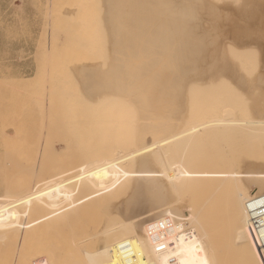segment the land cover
<instances>
[{
  "label": "bare ground",
  "instance_id": "6f19581e",
  "mask_svg": "<svg viewBox=\"0 0 264 264\" xmlns=\"http://www.w3.org/2000/svg\"><path fill=\"white\" fill-rule=\"evenodd\" d=\"M102 1L104 7L100 8L105 10L103 22L108 34L104 35L109 36L106 43H109L107 46L113 61L109 58L112 62L107 64L106 70L103 69L106 65L102 64L105 66L102 68L96 65L99 60L94 62L102 73L106 72V75L101 73L99 76L92 69H87L89 65L93 67V63L87 67L84 63L85 68L82 67L81 72L85 73V81L79 82L81 86L74 82L82 87L80 90L83 92L76 86V90H72L78 89L79 95L84 94L86 102L97 101L93 102L94 105L99 102L100 106L105 105L102 100L108 98V102L104 101L108 105L104 107L107 106V111L112 110L113 114L115 107L123 104L121 120L124 124L120 120L113 124L118 128L122 125L124 141L113 143L119 138L118 133L117 137L115 135L118 129L113 127V118L108 121V117L105 119L107 124H112L113 128L109 130L111 133L114 131V140L112 137V143L98 147L95 152L90 151L81 161L76 159L65 166L53 167L46 166L44 158L33 160L25 151L22 154L18 150L7 151L3 165L8 170L0 169V248L5 247L6 259L18 254L15 264H264V250H261L252 228L254 216L264 208V108L260 103L245 98L259 92L257 89L254 93L249 92L252 83H248L250 89L247 88L245 97L242 92L244 99H236L242 91L239 85H246L251 76L255 77L256 68L250 74L251 70L244 73L249 75L248 80L244 79L241 75L244 70H239L242 64L238 60L240 57L237 59L235 54L243 57V49L258 41L254 40L252 44L249 39L253 36V26L264 23L263 10L254 8L247 12L244 8L242 16L246 23L241 19L243 24L238 25L234 21L239 19L233 17L232 20L226 15V10L221 9V4L218 8L208 0ZM97 2L94 5L99 7ZM100 13L96 14L99 18H95L100 20L103 14ZM209 18L215 22L214 28ZM208 21L211 22L207 24ZM210 24L212 28H209ZM227 30L238 40L237 45L233 44L235 48L228 44L235 40L232 36L234 40L230 38L226 46L225 42L221 43L220 37ZM221 45L224 51L228 50L229 57H224L231 58L230 62L236 57L234 62L240 63L239 69L236 63V68L231 67L233 64L229 66V60L222 58L221 54H227V50H221ZM254 45L250 46L252 49L249 47L253 51L248 53L253 59L259 53H256L258 45ZM230 47L237 52L229 53ZM100 49L96 51L99 52L98 57ZM245 55L248 56L247 53ZM259 60L253 61L256 62L253 67L259 65ZM45 64L47 69L49 64ZM73 65L70 67L77 64ZM228 72L233 73V81L235 79L239 83L240 92L235 98L232 94L237 87L229 90L232 79L224 80ZM260 79L263 81L262 77ZM223 80L227 84L224 87L223 83H218ZM258 81L260 83H256L263 85L264 90V84ZM233 83L237 85L235 81ZM217 90L227 91L226 95H221L226 97L228 93L227 98L218 99ZM229 91L234 92L231 94ZM34 94L36 91L32 96ZM43 107L50 118L54 116L56 125H66L70 134L73 130H79V134L89 133L87 129L94 123L93 117L97 118L88 116L89 112L77 110L73 101L53 99ZM111 113L107 114L110 116ZM2 125L4 123H0L1 128ZM97 126L99 124L94 128ZM97 129L103 131L102 127ZM12 134L17 135V129L8 128L4 140L12 138L9 136ZM66 144L67 140L62 146ZM256 145L262 150L258 156L252 154V147ZM39 149L40 146L38 152ZM27 243L41 245L33 258L22 253ZM3 261L4 256H1L0 264Z\"/></svg>",
  "mask_w": 264,
  "mask_h": 264
},
{
  "label": "rangeland",
  "instance_id": "374dc122",
  "mask_svg": "<svg viewBox=\"0 0 264 264\" xmlns=\"http://www.w3.org/2000/svg\"><path fill=\"white\" fill-rule=\"evenodd\" d=\"M48 1L49 0H0V80H1L0 81V123L1 124L4 123V125H2L3 126L2 128L0 126V167H2L0 169H2L5 172L8 170V167L3 165V156H4V154L7 151H10V150H13V151H15V150L17 151L18 150L20 152V154H22V152L24 153V151H25L35 161H37V160L41 161L42 158H44V160H45L44 162H45L46 166L49 165V166H53L54 167V166H57V165L65 166L67 164L73 163L74 161H76V159H77V161L78 160L81 161L82 159H85V155L87 153H91L90 151L95 152L98 147H100V146H103L104 147L105 144L108 145L109 143H112V141L114 140V137L113 136H115L116 133H118V135H119V136L116 135V137L118 136L120 138V136H121V138L120 139L119 138H116L115 139L116 141L114 140L113 143L114 144L115 143L121 144L124 141V139H123V137H124V131H123V129H120V128H122V125L124 124V122H122V120H121L122 119V116H123L122 114H124L123 113V104H119L118 106H116L117 108L115 107V111L113 110V112H114V114H113V113H111L112 110L111 111L110 110L107 111V106L104 107L106 104L108 105V103H105L104 102V101H107L108 102V100H107L108 98H106V100H102V102L105 105L102 104L100 106V104H101L100 102L97 105H94L93 102H97L95 100L92 102L93 103V105H92V103H90L91 101H89V100L87 101L88 102V104H87L85 97H83L84 94L79 95L80 92H77L80 89H82V87L79 88V86L82 85L80 83L81 82L83 83L85 81V78H84L85 73L84 72H81L82 71L81 68L83 67V65L85 66V64H86V67H87L88 64H92L93 63V67H94L95 63L98 62V60H99V62L96 63V65L99 66V67H101V68L102 67H105L103 65H106V68H103V69L106 70V69H108L107 68L108 67L107 64H109V63H111L113 61V58H111L112 57V55H111L112 53L110 54V49H108V46H107L109 43L108 44L106 43L107 42V39L109 38V36H108V38L106 37L108 34H106V32H105L107 30L105 29L106 27L104 26L105 22H103L104 21V11H105V10L101 9V8L104 7L103 4H102L103 1L102 0H98V2H97V0H96L97 6H99V7H96L95 6L96 5L95 4L96 3L95 0H93V2H92V0H51V2L49 1L50 2V5H48V3H49ZM209 1L212 2L211 4H214V6H216V7L218 6V8H221V6H222L221 9L222 10L224 9V11L226 10V13L227 14L226 13H224V14L228 15L229 18L232 19L234 17L235 19H239L240 21L242 19V21H243L244 24L246 22H244L245 20H243L244 19L243 16H244V13H245V9L246 8H247L246 9L247 12H250L251 10L253 11L255 9H261L264 12V4H263L264 3V0H256L257 2L255 0H252L253 1L252 3H250L251 1H249V0H247V1L243 0L242 5L240 4L242 2V0H240L239 2L237 1L238 3L236 2V0H227V1L226 0H216L215 1L216 2V5L214 3V0H208V2ZM218 1H220V3H218ZM229 1H231V2H229ZM233 1H235V3ZM261 1H262V3H261ZM220 4H221V6L219 7ZM226 4L229 7L226 6ZM239 4H240V7L242 6L241 9L243 8L242 10L239 8ZM245 4H248V5H245ZM252 4H255V5H252ZM50 6H51V8H49ZM88 6H90V7H88ZM255 6H257V7H255ZM64 7H65V9H64ZM234 7H235V10L233 9ZM73 8H75L74 11L72 10ZM92 8H96V9H92ZM231 8H232V10H231ZM97 9L99 11L100 10L101 11L103 10L102 11L103 14L100 13L99 11H97ZM64 10L68 11L67 12L68 14ZM93 10H94V12H93ZM95 10L98 13H96ZM233 10H234V12H233ZM89 11H90V13H89ZM48 12H49L50 15H48ZM62 12L63 13L65 12V13L63 14ZM71 12H73V13H71ZM99 13H100V15L102 14L101 16H103V17L100 16V20H102V21H100L98 19L99 18L98 17L99 15L96 16V14H99ZM79 14H81V15L78 16ZM64 15L65 16L67 15V16L64 17ZM95 17H98V18H95ZM101 18H103V19H101ZM50 20H51V22H50ZM208 20H211V19L209 18ZM232 20H234V19H232ZM75 21H77V23ZM91 21H93V22H91ZM211 21H212V25H213L212 27L214 28L215 27V22L213 20H211ZM211 21H208L207 24H209ZM240 21H236L235 20L234 22H236L238 25L240 23L243 24L242 21L241 22ZM95 22H97V24ZM213 22H214V24H213ZM229 23H228V25L230 26L231 23L230 24ZM92 24H94V26ZM99 24H102V25L97 26ZM203 24L207 26V24L205 22ZM101 27H103V29ZM210 27H211V24H210L209 28ZM65 28H67V29H65ZM49 29H50L51 32H49ZM57 29H58V32H56ZM68 29H70V30H68ZM71 29H72V31H71ZM89 30H91V31H89ZM252 31H253V36H252L253 38L251 37L252 39L251 38L249 39V41L250 40L252 41V42L250 41V43L253 44L255 42L254 40L257 41V39H258V41L264 39V37H263L264 36V23L262 25H261V23H259L257 26H253ZM101 32H105V33H101ZM226 32L228 34H230L229 30H227V31H225V34L223 36L220 37L218 35V37H220L221 40H222L221 43L222 42H225V43H223V44H225V46L228 43L227 41L228 40L230 41V38L231 39H233V38L235 39L236 38V37H234L235 34L234 35H231L232 34L231 33L228 36V34H226ZM52 33H58L60 35V37L58 36V34L56 35V34H52ZM75 33H76V35H75ZM88 34H89V37H88ZM101 34H102V36H101ZM104 34H106V36ZM53 35H56V36H53ZM67 36H68V38H67ZM226 36H227V39H226ZM64 37H66V38H64ZM101 37H103V38H101ZM222 37H223V39H222ZM49 38H50V40H49ZM72 38H73V40H72ZM64 39H65V41H64ZM103 39H104V41H103ZM61 40L64 42V44H63V42H61ZM235 40L234 41L231 40L230 42H233V43L230 44V42H229L228 44L230 46H232L233 44L234 45L235 44L237 45L236 42L238 40L237 39H235ZM76 41H78V42H76ZM49 42H50V44H49ZM257 42H255L254 44H257L258 45L259 42L258 43ZM263 42H264V40L263 41H260L259 45L257 46L258 48L255 47L258 50L256 53H258V52L260 53V54L258 53V56L259 57L258 56L256 57L253 54L256 57L255 58L256 60L253 59L254 57L251 58L250 57L251 55H248L249 51H251V49H252L251 47L256 46L254 44H253V46L250 45L251 47L249 46L251 49L248 47V49H250V50H248L247 48H245L247 52L244 51L245 49L242 48L243 49V54H242L243 57L240 56L241 54L238 53L239 54L238 55L237 53H235V52H237L236 49H239L238 46H236V49L235 50H233L235 48L234 45H233L234 48H232V47L229 48L230 50L232 48V50L229 51V53L233 54L232 51H234V53L236 54V57L237 56L240 57V59H238V57H237V59L240 60L239 62L242 63L240 69L238 68V66L240 67V63L237 64L238 62L237 63L234 62L235 61L234 59H236V57H234V59L231 60V62H230V59L231 58H225V57H229L228 56V50L227 49H226L227 51L225 50L227 54H224L221 51L223 53L221 55H223L222 56L223 59L225 58V59H228L229 60V62L227 61L228 64H229V66L232 65V64L234 65V63H236L237 66L235 64L234 66L232 65L231 67H235L236 66L241 72H242V70H244L242 72L243 74L241 73V75H244L243 77H245L244 79H246V80H248V78H249L248 76L249 75L247 74L248 75L247 76L244 73H246L247 71L251 70V71L248 72L250 74V73H252V71H255L256 70L255 71L256 72L255 77L253 75L255 72H253V74H252L253 76H251L252 78L250 77L251 80H248V82L245 80L246 81V85H243V86L242 85H239L238 81L235 80V79H234V81H235V83L237 81V83H236L237 85H235L233 83L234 81H233L232 77L234 75L231 72H228L229 74H231V76L229 74H227V76H226V73H225V77L226 78L224 77L225 78L224 80H226L228 78V80L230 81L232 79L231 82L235 86L232 85L230 82H228V84L230 83L229 86H231V87H228L229 90L232 87H234L233 89H235L237 87V90L235 89V91H236L235 93L232 94V92H234V91H232V92L229 91L232 95L235 94L233 96L234 98L237 95V93L240 92L238 90H239V87H241L240 90H242V91H241L240 94H238V96L240 98L238 96H236V99L238 98V100L243 97V94H244V97L246 96L245 92H247V94H248V90H247V88L249 87L248 86L249 85L248 83H252V85L250 84L251 89L248 88V89H250L249 92L252 93L251 91H253V93H254V90L255 89H257V91H259V92H257V93L255 92V94H256L255 96H254V94H252V96H250V94H249L245 98L246 99H251V100H253V102L260 103L261 106L264 108V105H263L264 104V102H263L264 101L263 100L264 99V90L262 88L263 85L257 84L259 82L258 79L261 81V79H260L261 77H262V80H263V81H261V84H264V79H263L264 78V75H263L264 74V72H263V69H264L263 68L264 67V58L262 56V55H264V51H263L264 50V44L261 45ZM59 43H62V44L61 45H58ZM100 43L104 44L103 45L104 47H102V44H100ZM88 45H89V47H88ZM229 45H227V48L229 47ZM90 46H91V48H90ZM92 46H97V47L92 48ZM100 47H101V49H100ZM46 48L47 49L49 48L48 49L49 51ZM259 48H261L260 51H259ZM93 49H95L96 51H98L100 49V55H99V57H98L99 52L96 53V51H93ZM242 49H241V51H242ZM77 50H78L79 53L77 52ZM105 50H107L109 52V54ZM112 50L113 49H111V52H112ZM221 50L224 51V47L222 48V45H221ZM68 51H71V52H68ZM73 51H75V52H73ZM238 51L241 52L240 50H238ZM46 52L49 53L50 55H47ZM85 52H87V53H85ZM105 52H107V53H105ZM114 52H115V49H114ZM245 52L247 53V55L249 57L246 56V55L244 57V54H246ZM261 52H263V54ZM63 53H65L64 54L65 56L62 55ZM253 53H255V52H253ZM71 54H73V55H71ZM44 55L46 57H44ZM85 55H87V56H85ZM108 55H109V57H108ZM225 55H227V56H225ZM47 56L49 57V59L47 58ZM89 57H91V58H89ZM94 58H95V60H94ZM103 58H105V60ZM109 58H111L112 61H110L111 59H109ZM47 59L49 60V63H48ZM258 60H259V62H258L259 65H256L258 67V70H257V67H253V66H255L254 64H256V62L254 63L253 61H258ZM87 61H88V63H87ZM46 62H47V64H49L47 66L48 67L47 68L48 70L46 69V64H45ZM78 62H79V66H77L78 65ZM227 62H226V65H228ZM70 63H71L72 66H74L73 63L74 64H77V65H75L76 67H73L72 68V67H70L71 66ZM230 63H232V64H230ZM243 64H244V66H242ZM80 65H82V66H80ZM96 65H95L94 69H93L92 65L91 66L89 65L88 66L89 68H87V69H90V70L92 69V71H95L96 74H97V76H99L98 74L101 75V73H102L101 70L102 69L99 68V67H96ZM242 67H243V69H242ZM57 68H59V69H57ZM83 68H85V67H83ZM95 69H97V70L99 69V70L97 71ZM253 69H255V70H253ZM72 70H73V72H72ZM105 70H103V71H105ZM46 71L47 72L49 71V72L46 74ZM70 71L72 72V74L74 73V75H71V72ZM104 73L106 75V72H103L102 74H104ZM257 73L258 74L260 73L262 76L259 74V77L261 76L259 78L257 76L258 75ZM58 74H59V76H58ZM75 75L77 76V78L75 77ZM256 76L258 77V79H256L257 78ZM57 77H58V79H57ZM74 77H75L76 80L74 79ZM80 78H81V80H80ZM32 79L34 81H32ZM222 79L223 78H221V80ZM47 80H48V83H45V81H47ZM64 80H65V82H64ZM224 80L221 81V82L220 81L218 82V83H223L222 84L223 87H224V85H227L226 83H224ZM52 81H54V82H52ZM23 82H24L25 85H23ZM31 82L38 83L37 84L38 86L41 85L39 87L40 89L38 88V86H35L36 83L35 84H31ZM74 82L76 84H78L79 86L78 85L76 86V84H74ZM1 83H3V85H1ZM65 83H67V84L64 85ZM216 84H217V82L215 83V85ZM253 84H254V86L256 84H257V86L259 85L262 88V90H261V88L259 86L257 88H256V86L254 87ZM218 85H220V84H218ZM238 85H239V87H238ZM56 86L59 87V89ZM75 86L79 90L78 89H77V91L72 90L73 88L75 89ZM244 86H247V87H245L244 90H243V87ZM6 87H8V88H6ZM43 88H44V90L47 89L48 91L45 90V92H44ZM228 88H226V89H228ZM53 89H54V91H53ZM65 89H66V91H65ZM215 89H214V92H216ZM233 89H231V90H233ZM212 90H213V88H212ZM218 90H219V88H218ZM28 91H29V93H27ZM35 91H36V94H34V96H32V93L33 92L35 93ZM25 92L27 93V95H26ZM75 92H76V94H75ZM81 92H83V90ZM221 92H222V94H221ZM221 92H219V94H218V99H225V98H227L228 93H227V96L224 97L226 95L225 92H227V91L223 92V90H222ZM242 92H243V94H242ZM223 93L225 95L224 96H221V95H223ZM259 93H261V94H259ZM50 94H51V96H50ZM249 96H250V98H247ZM253 96H254V99H252ZM244 97L242 99H244ZM74 98H75V100H74ZM76 98H77V100H76ZM53 99L54 100L56 99L57 101H62V100L63 101H73L74 102V106H75V108L77 110L83 111L84 113H88L89 112L88 113V116H90V117L91 116H95V117H97L96 119L98 121H99V119L102 120V121H100L99 123H97L98 121L93 117V120L94 121L93 120L92 121L94 123L91 126H89L88 129H87V131L89 133H85L84 134V132H82V133L79 134V132H80L79 130H73L72 131L73 134H70L66 125H65L66 128L65 127H59L58 125H56V121H55L54 116L50 118V116H48V114L44 110L46 108H44L43 105L45 103H47L48 101L53 100ZM44 100H46V101H44ZM82 100H83V102H82ZM80 104L83 107H85V106L86 107L83 108ZM120 105H122V106H120ZM96 106H98V107H96ZM119 107H121L122 109L119 108ZM94 108H95V110H93ZM100 108H103V109H100ZM96 109H97V111L100 110L101 112L100 111L97 112ZM103 112H107V113L110 112L112 114V117H111V114L109 116L107 113L104 114ZM1 113H3V114H1ZM90 113L91 114L94 113V114L93 115H89ZM101 114H102V116H101ZM100 117L101 118H104V119H101ZM119 117H121V118H119ZM105 118H108V121H112L113 120L114 122H112V124L113 123H116V121L119 122V120L122 122L121 123L122 125H121L120 128H118L119 127L118 125L115 126L116 124H113L114 129H116V128L118 129L115 132V135L113 134L114 133L113 130H112L113 133H111L110 130H109L110 128H113L111 126L112 124L111 125L110 124H107V122H106L107 119H105ZM111 118H113V119L111 120ZM2 119L4 120V122H3ZM8 121L10 122V125L8 124ZM95 123L97 125L99 124V126H97V127L98 128H101L102 127L103 131H100L101 129H97V127L94 128V126L96 125ZM103 123L104 124L106 123L105 124L106 126ZM46 124H47V126L45 127ZM43 125H44V127H43ZM6 126H8V127H6ZM48 127H50V128H48ZM8 128L9 129H11V128L12 129L13 128L17 129L18 134L17 135H15V134L9 135L12 138H9V139L6 138L4 140V138H5L4 137V133H5L6 130H8ZM96 130H98L99 132L98 133H95V132H97ZM119 130H120V132H118ZM105 131L106 132L109 131L108 132L109 134L111 133L110 134V137H109L108 133L106 134ZM50 132H52L53 134H51ZM119 133H121V135ZM112 134H113V136H112ZM100 135H103L104 137H101L102 139H100L99 138ZM39 137H40V139H39ZM112 137H113V140H112ZM97 138H99V139L97 140ZM117 139H118V141H117ZM65 140L68 141V144H66L67 146H69L68 148H67V146H62V143ZM18 141H22V143L21 142L19 143ZM30 145H32V146H30ZM39 146H40V149H39L40 152H38V147ZM41 146H42V148H41ZM257 146L258 145H256V147L254 146L255 148L252 147V152H253L252 154L255 155V156L260 155L261 154V151H262L261 149L259 150V148H257ZM255 152H256V154H255ZM58 153H60V154H58ZM61 157L63 158L62 160H61ZM40 247H41V245H39L38 243H29V244L27 243L23 247L24 249L22 248V250H23L22 253L23 254H26L29 257H32L33 258L40 251L39 250ZM29 250H30V252H29ZM5 251H6L5 247L4 248L3 247L0 248V257L1 256H4V261L2 262V264H12V263L15 264L17 262L16 260H18V258H17L18 254H16L15 256L11 257V259H10V257H9V259L8 258L6 259L7 253H5ZM230 264H232V263L230 262Z\"/></svg>",
  "mask_w": 264,
  "mask_h": 264
},
{
  "label": "built area",
  "instance_id": "2783aa9c",
  "mask_svg": "<svg viewBox=\"0 0 264 264\" xmlns=\"http://www.w3.org/2000/svg\"><path fill=\"white\" fill-rule=\"evenodd\" d=\"M252 228L261 250H264V208L259 209L253 218Z\"/></svg>",
  "mask_w": 264,
  "mask_h": 264
}]
</instances>
